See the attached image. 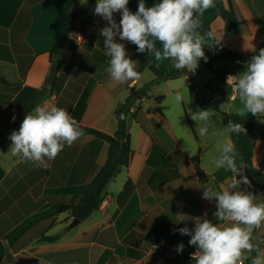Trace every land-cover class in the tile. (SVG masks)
I'll use <instances>...</instances> for the list:
<instances>
[{
	"label": "crops",
	"instance_id": "0c3cea01",
	"mask_svg": "<svg viewBox=\"0 0 264 264\" xmlns=\"http://www.w3.org/2000/svg\"><path fill=\"white\" fill-rule=\"evenodd\" d=\"M213 2L234 17L238 29L230 33L226 16L210 7L202 16V36L214 55L228 51L243 55L245 62L214 65L230 69L229 75L237 76L259 53L264 0ZM146 3L152 6L156 0ZM95 6L96 0H0V76L8 81L0 84V237L6 241L1 264H151L152 248L146 247L144 237L157 223L167 222L179 233V228H194V219L205 213L211 219L217 209L215 203L203 199V185L211 180L218 190H224L234 182L231 172L205 166L209 146L205 147L197 135L195 143L184 121L182 106L190 117L202 109L203 85L209 82L222 110L236 114L233 107L241 106L239 94L228 85L227 78L223 83L216 81L214 74L209 76L202 69L161 81L134 103L127 116L131 152L126 156V165L107 185L99 211L75 227H71L75 219L71 213H60L59 208L80 201L107 160V143L92 135L81 136L55 159H45L44 163L10 153L12 142L3 136L11 126L19 130L24 111L36 96L37 106L64 108L79 126L113 135L118 128L116 110L129 96L156 80L145 63L168 72L176 70L169 61L157 62L147 52L138 53L131 42L118 40L138 61L136 69L141 78L124 83L111 79L106 72L110 58L105 55L100 35L107 22L94 14ZM128 7L135 13L138 0H130ZM82 11L85 16L78 21L75 34L79 51L73 71L67 73L65 65L56 61L57 56L51 60L49 52L62 39L69 13ZM114 18L119 23L120 14H114ZM71 56L66 50L62 61L69 63ZM53 63L60 65L55 84L40 98ZM182 78L188 83H180ZM181 90L185 100L177 103L175 93ZM245 118L257 122L250 133L256 140L253 165L264 173V114H248ZM225 134L223 130L221 135ZM154 139L167 149L172 165L164 164L157 154ZM226 142L235 147L233 135ZM187 145L190 148L185 149ZM200 151L205 180L200 179L193 164ZM237 162L243 164L239 159ZM259 230L260 226L253 229L254 249L243 253V264H251V257L259 249ZM177 261L175 258L170 264Z\"/></svg>",
	"mask_w": 264,
	"mask_h": 264
},
{
	"label": "clouds",
	"instance_id": "9594fccd",
	"mask_svg": "<svg viewBox=\"0 0 264 264\" xmlns=\"http://www.w3.org/2000/svg\"><path fill=\"white\" fill-rule=\"evenodd\" d=\"M129 2L96 0L94 14L107 22L100 35L104 38L105 55L110 58L106 72L111 79L124 83L141 78L136 69L138 61L131 58L118 40L131 42L137 46L138 53L147 52L157 62L170 61L179 71L187 69L194 73L200 61L206 60L200 18L213 6V0H156L152 6H148L146 0H138L135 13L129 9ZM116 13L120 14L119 23L114 18ZM211 35L208 33L209 37ZM227 83L239 94L238 116L264 114V49L252 57L242 73L229 75ZM184 100V92L177 91L175 101L183 103ZM212 115L209 109L194 112L191 119L198 125L196 134H209ZM120 119H124L123 113ZM199 122H204L203 126ZM225 131L236 136L246 135L244 125L233 121L228 122ZM83 135L77 120L64 108L37 106L26 114L19 130L10 134V153L21 155L27 161L44 163L45 159H55L66 145L71 146ZM188 148L189 145L185 149ZM237 158L235 147L225 144L220 155L210 161L215 169L231 172L234 180L224 190L208 184L202 187L203 199L215 201L216 222L209 220L205 213L202 218L194 219V228L178 229L180 235L190 237L188 243L196 249L191 254L194 264H243V253L254 249L252 233L254 227L264 223V197H257L247 187H242L250 186V181L241 175L243 164H238ZM184 249L185 245L179 243L175 250L182 254ZM251 264H264V251L256 249Z\"/></svg>",
	"mask_w": 264,
	"mask_h": 264
},
{
	"label": "trees",
	"instance_id": "16d2710c",
	"mask_svg": "<svg viewBox=\"0 0 264 264\" xmlns=\"http://www.w3.org/2000/svg\"><path fill=\"white\" fill-rule=\"evenodd\" d=\"M213 8L223 13L227 18V28L230 33L237 32L238 24L234 17L222 6L216 5L213 2ZM82 16H85V12L80 13L70 12L67 18L64 33L62 39L57 45L49 52L51 60L53 56H57L56 60L60 65H65L67 73H71L75 66V60L79 51V45L75 41V34L77 33V24ZM200 32L201 35L204 31V19L201 17ZM262 43L259 46L260 49H264V27L261 33ZM205 56L206 60L202 59L200 64H203L206 68L211 70L215 75V80L219 82H225L229 74L232 73L230 69L216 67L214 65L218 63L226 62H245L241 53L228 51L218 55L213 54L212 48L205 44ZM66 50H70L72 53L69 63L62 61L63 55ZM169 63H171L169 61ZM148 69L156 77V80L146 84L143 89L137 91L135 94L129 96L125 103L119 107L116 112V119L118 121L117 131L113 135L103 133L101 131L81 127L84 135H92L96 138L104 141L108 145L107 160L101 167L99 172L87 185L85 192L80 201L75 205H64L59 208L60 213L70 212L71 215L80 220L81 222L87 220L92 214L99 211L107 185L113 180L126 165V156L131 152V136L127 129V116L131 114V108L137 100H141L148 95V91L161 81L169 80L176 77L179 70L168 72L165 68L150 63H145ZM0 84H8V81L0 76ZM212 82L203 85V92L201 94V108L209 109L222 114L223 126L225 127L229 121L235 123H241L246 129V135L241 133L239 136L233 135V141L235 149L238 153L239 160L243 163L244 176H247L250 181L248 189L256 196H264V173L256 169L253 165V150L256 140L250 137V133L256 128V120L247 119L245 117L238 116L237 114L229 113L220 108L218 102L214 99V91L212 89ZM39 103V96H36L28 108L24 111V115L32 111ZM123 113L124 119H120V115ZM189 119V116H187ZM15 127L11 126L4 134L3 137H9L14 131ZM264 137V134L262 135ZM155 150L161 156L164 164L172 165L173 161L169 155L167 149L161 145L156 139H154ZM201 151L193 158V164L201 180H205L206 174L203 171L200 163ZM209 220H214L212 217ZM222 223V222H221ZM255 235V231L252 233ZM252 235V237H254ZM190 237L182 236L176 232L169 223L159 222L157 223L144 237V243L146 247L153 248L160 244L165 243V248H168L179 243L185 245V249L182 254H175L178 261L176 264H186L191 259V254L196 251L195 247L189 245ZM164 248V249H165ZM6 253V241L4 237H0V264Z\"/></svg>",
	"mask_w": 264,
	"mask_h": 264
},
{
	"label": "rangeland",
	"instance_id": "374dc122",
	"mask_svg": "<svg viewBox=\"0 0 264 264\" xmlns=\"http://www.w3.org/2000/svg\"><path fill=\"white\" fill-rule=\"evenodd\" d=\"M200 67H202V68H200ZM200 67L197 69L199 72H201V69H202V71H206L207 75H209V76L214 74L208 68L203 67V66H200ZM209 71H211V72H209ZM195 81L197 83H199L198 82L199 80L195 79ZM163 82L164 81H162V83ZM179 82L180 83H182V82L188 83V81L184 80L183 78H182V80L180 79ZM221 104H222L221 106L226 108L224 103H221ZM182 108H183L184 121H185V123L187 125V128L191 132V139L193 137V140H195V143H196V139H195L194 135H197V136H199L198 139L201 140L204 143L205 147L207 145L209 146V147H206L207 148L206 150H207L208 154H207V156L205 158V166H207L208 168L211 169V167H213V166L210 164V161L220 155L222 147L225 144H227V142H226L227 138L232 137V134H229V133L226 132L225 136L221 135V132L223 130H225V127L223 126L222 114L219 113V112L213 113V115L211 117V120L209 122V134H207L205 136H200V135L196 134L195 128L198 127L197 123L191 119L189 114H188L189 119H187L186 114H187L188 110L185 109L186 108L185 106H182ZM233 108L236 110V106L233 107ZM199 123L201 124V126H203V124H204V122H199ZM188 129H187V131L189 132ZM261 129H264V127H261ZM213 142H217V145H211ZM237 159H239V158H237ZM176 170H175V172L178 173ZM214 170H215V168H214ZM208 185L213 186L216 189H218L217 185H215L214 182L211 181V180H210V183ZM262 197H264V196H262ZM257 202H261V201L258 200ZM214 203H215V201H212L211 204H214ZM161 245L162 244H158L155 248H152L151 264H157L158 261H159V258H162L163 261L165 262V264H170L173 259L177 258L175 256V254L177 255V252L175 250L176 249V245L170 246L168 248H165V247H163ZM186 264H188V262Z\"/></svg>",
	"mask_w": 264,
	"mask_h": 264
},
{
	"label": "water",
	"instance_id": "95a60500",
	"mask_svg": "<svg viewBox=\"0 0 264 264\" xmlns=\"http://www.w3.org/2000/svg\"><path fill=\"white\" fill-rule=\"evenodd\" d=\"M59 68H60V65L59 64H57V63H53L52 64L51 72H50V78L47 80L43 91L40 93V98L45 97L49 93V90L55 84V76L58 73ZM189 73H191V72H189L187 69H184V70L179 71V73H178V75L176 77H181V76L187 75ZM80 222H81L80 220L74 219V221L71 224V227H75Z\"/></svg>",
	"mask_w": 264,
	"mask_h": 264
},
{
	"label": "built area",
	"instance_id": "2783aa9c",
	"mask_svg": "<svg viewBox=\"0 0 264 264\" xmlns=\"http://www.w3.org/2000/svg\"><path fill=\"white\" fill-rule=\"evenodd\" d=\"M257 242H256V247L261 249L262 251H264V223H261L260 225V230L258 232V235L256 237ZM160 244H162L161 246L165 247V243L161 242ZM191 261V262H190ZM188 262V264H192L194 261L190 260ZM157 264H165V262L163 261L162 258H159V261Z\"/></svg>",
	"mask_w": 264,
	"mask_h": 264
}]
</instances>
